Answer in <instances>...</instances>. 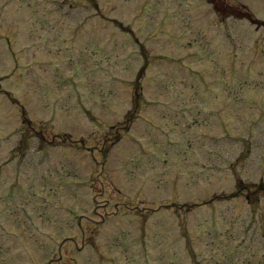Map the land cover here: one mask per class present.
I'll use <instances>...</instances> for the list:
<instances>
[{"label": "rangeland", "instance_id": "obj_1", "mask_svg": "<svg viewBox=\"0 0 264 264\" xmlns=\"http://www.w3.org/2000/svg\"><path fill=\"white\" fill-rule=\"evenodd\" d=\"M245 1L259 18L264 19V0ZM165 2L0 0V34L8 37L0 38V77L5 74L9 78L3 82L4 87L30 107L36 124L43 120L50 133L60 134V144L73 143L76 147H46L39 155L28 151L24 158L30 157L21 162V166L16 165L17 171L0 169V214L4 213L6 218H0L1 264H67L68 261L78 264H152L149 258L154 264H165L159 261L174 264L179 257L183 263L188 261L186 264H264V194L258 187L264 182V115L253 120L249 115L263 114L264 103L258 101L264 102V98L260 99L254 90L236 92L223 88L228 85L241 89L256 83L257 75L264 78V59L259 56L264 51V28L245 26L232 18L220 24L222 29L216 38H193L194 42L188 43L190 49L200 47V41L201 50L207 55L203 52L186 55L189 50L180 48V41H168L176 37L175 29L166 34L168 29L162 22L152 24L159 22L164 15L161 7ZM25 4L28 8L20 15ZM166 15L168 21L178 18L181 25H188L189 29L182 28L180 40L189 37V30L194 36L208 34L201 26L206 18L184 19L173 7V1H170ZM17 22L26 29L12 28ZM252 30L258 32L256 37ZM29 34H34L37 38L35 47L43 52L38 57V71L34 77L25 79L31 75V69L23 63L36 56L34 46L24 47L30 41ZM137 35L147 40V47L142 49L143 45L137 39L142 52L151 56L148 64H152V71L150 81L146 80L147 77L143 81L142 90L139 87L135 91L132 82L134 91L129 92L126 82L134 81L140 69L136 39H132ZM213 43L215 51L211 49ZM173 44H176L175 54ZM23 47L28 53L21 51ZM176 55L183 58L181 62L187 72L179 63L176 66L170 64V58ZM197 59L202 61L199 75L190 72L196 70ZM204 65L212 67V77ZM56 69L68 74L63 83L66 86L71 80L70 90L60 89L59 75L53 71ZM185 72L188 77L183 74ZM97 73L99 76L96 77ZM174 73L182 75L174 76ZM115 74L126 82L118 85ZM233 74L240 76L243 83L235 82ZM217 78H223L224 83ZM47 79L51 83L47 84ZM34 82L40 85L37 92L30 90L31 87L36 90ZM43 84L46 85L42 87ZM248 88L264 94V83ZM62 94L68 97L67 100ZM81 94L89 100L87 103L83 99V105L90 106L95 115L103 116L102 120L94 119L92 112H85L83 106L69 105L76 99L79 102ZM49 97L53 107L46 104L45 109L42 103L49 101ZM145 98H154L165 104L154 102L148 104L153 108L144 106L146 108L141 112L147 109L149 115L146 112L140 114L132 130L123 134L120 147L131 149L137 138L150 132L157 134L158 130L147 118L157 121L155 111H171L160 119L170 118L176 122L171 121L165 133L171 141V145H166L167 158L163 153L165 146L157 153L151 151L139 157L141 163L151 161L148 167L153 166L154 170L168 160L166 177L161 176L156 181L157 194L139 196V202L154 203L150 212L160 210L155 213L157 218L165 214L164 206L173 215L174 200L181 199L178 204L183 208L187 205L195 209L181 215L176 223L164 218L168 226L163 221H157L161 222L158 227L156 220H145L148 216L145 207L132 205L137 198L134 193L142 187L138 170L146 167L138 168L137 162L129 155L119 158L116 154L118 148H113L120 128L125 126L124 120H117L123 115L122 105L128 103L124 114L130 109L132 112L135 104L131 105V99L138 103ZM164 105L170 108H164ZM248 107L249 112L246 111ZM199 108L207 113L191 121V126L189 111L201 115ZM40 112H45V116L39 117ZM19 125L14 111L9 110L0 116L2 163L8 149L23 134L21 129L16 130ZM26 129L23 126L22 130ZM63 131L66 133L61 134ZM154 138L158 136L154 135ZM144 141V148H157L150 137ZM39 143L42 147L48 141H34L33 151L36 153L39 152ZM29 144L32 146L31 141ZM56 159L59 163L53 166ZM33 164L42 166L35 168ZM42 167L52 171L53 183L44 170L39 184L33 186L32 181L42 176ZM149 173L151 170L144 176L148 182ZM114 182L116 186L111 187ZM177 184H181L179 191ZM240 184L244 187L240 188ZM214 185L218 189L211 191ZM242 189L245 191L241 192ZM18 193L26 195L23 206L12 201ZM225 195L230 196L228 207L214 209L217 203L208 206L212 210L194 207L200 197L204 202H213ZM46 199L55 205L50 212L42 209ZM113 199L119 202L113 204ZM167 200L173 201L160 204ZM33 205L38 212L45 214L38 223V213L28 217ZM217 211L229 213L232 218H220L210 228L206 214L220 215ZM198 224L207 229H200ZM153 248L156 249L154 252Z\"/></svg>", "mask_w": 264, "mask_h": 264}]
</instances>
